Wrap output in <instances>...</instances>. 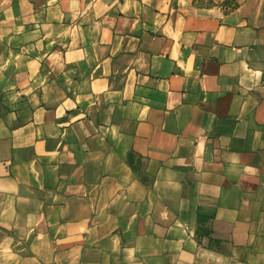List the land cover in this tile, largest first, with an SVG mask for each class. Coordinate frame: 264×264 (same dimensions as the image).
<instances>
[{"label":"crops","instance_id":"crops-1","mask_svg":"<svg viewBox=\"0 0 264 264\" xmlns=\"http://www.w3.org/2000/svg\"><path fill=\"white\" fill-rule=\"evenodd\" d=\"M0 264H264V0H0Z\"/></svg>","mask_w":264,"mask_h":264}]
</instances>
